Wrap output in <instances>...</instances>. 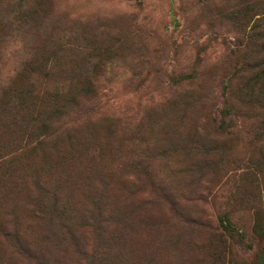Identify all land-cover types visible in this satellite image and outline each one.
I'll use <instances>...</instances> for the list:
<instances>
[{
	"label": "rangeland",
	"instance_id": "obj_1",
	"mask_svg": "<svg viewBox=\"0 0 264 264\" xmlns=\"http://www.w3.org/2000/svg\"><path fill=\"white\" fill-rule=\"evenodd\" d=\"M244 1L0 0V264H264Z\"/></svg>",
	"mask_w": 264,
	"mask_h": 264
},
{
	"label": "trees",
	"instance_id": "obj_2",
	"mask_svg": "<svg viewBox=\"0 0 264 264\" xmlns=\"http://www.w3.org/2000/svg\"><path fill=\"white\" fill-rule=\"evenodd\" d=\"M253 3V5H260L261 4V0H247V1H244L243 3ZM212 3H215V2H209V4H212ZM87 93V92H86ZM75 99V98H74ZM59 107H60V111H59V113H60V115H64V113H63V110L65 109V105L64 104H61V105H59ZM64 108V109H63ZM187 108L186 107H184V109L183 110H186ZM50 119H51V117L48 119V122L50 123L51 121H50ZM46 124L47 123H44L43 124V127H46ZM51 125V124H50ZM47 126H49V124H47Z\"/></svg>",
	"mask_w": 264,
	"mask_h": 264
}]
</instances>
